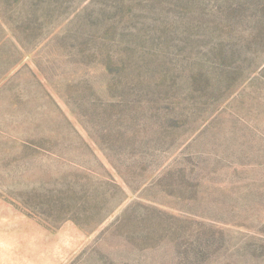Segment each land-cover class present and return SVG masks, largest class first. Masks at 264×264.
Returning <instances> with one entry per match:
<instances>
[{
  "label": "rangeland",
  "instance_id": "1",
  "mask_svg": "<svg viewBox=\"0 0 264 264\" xmlns=\"http://www.w3.org/2000/svg\"><path fill=\"white\" fill-rule=\"evenodd\" d=\"M0 256L264 264V0H0Z\"/></svg>",
  "mask_w": 264,
  "mask_h": 264
},
{
  "label": "crops",
  "instance_id": "2",
  "mask_svg": "<svg viewBox=\"0 0 264 264\" xmlns=\"http://www.w3.org/2000/svg\"><path fill=\"white\" fill-rule=\"evenodd\" d=\"M4 256H0V264H13V262H8V261H5L4 259Z\"/></svg>",
  "mask_w": 264,
  "mask_h": 264
}]
</instances>
